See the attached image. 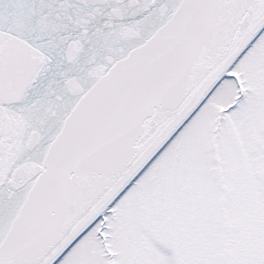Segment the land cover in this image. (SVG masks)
I'll use <instances>...</instances> for the list:
<instances>
[{
  "label": "snow or ice",
  "instance_id": "6c2138e0",
  "mask_svg": "<svg viewBox=\"0 0 264 264\" xmlns=\"http://www.w3.org/2000/svg\"><path fill=\"white\" fill-rule=\"evenodd\" d=\"M0 264H264V0H0Z\"/></svg>",
  "mask_w": 264,
  "mask_h": 264
}]
</instances>
